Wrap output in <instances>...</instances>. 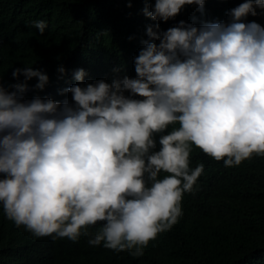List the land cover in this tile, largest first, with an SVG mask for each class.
I'll use <instances>...</instances> for the list:
<instances>
[{
    "label": "clouds",
    "instance_id": "clouds-1",
    "mask_svg": "<svg viewBox=\"0 0 264 264\" xmlns=\"http://www.w3.org/2000/svg\"><path fill=\"white\" fill-rule=\"evenodd\" d=\"M185 5L194 12L183 17ZM205 7L146 4L125 75L108 67L119 60L110 50L93 66L99 77L61 65L49 81L25 66L10 80L0 59V236L24 264H128L161 243L211 248L201 246L211 218L199 163L264 156V0Z\"/></svg>",
    "mask_w": 264,
    "mask_h": 264
},
{
    "label": "trees",
    "instance_id": "trees-1",
    "mask_svg": "<svg viewBox=\"0 0 264 264\" xmlns=\"http://www.w3.org/2000/svg\"><path fill=\"white\" fill-rule=\"evenodd\" d=\"M233 1L243 2L205 0V10L223 8ZM130 2L131 7L127 6L129 0H0V59L9 67L6 79L11 80L14 68L31 66L44 71L50 81L63 75L58 72L61 65L66 73L77 65L99 77L101 69L93 66L101 67L98 58L106 50L119 56L117 65L108 67L123 65L119 74H128L130 57L137 46L133 38L138 28L135 18L155 0ZM188 6L182 8L183 17L194 12ZM208 15L217 16L210 10ZM40 19L47 22L43 34L32 24ZM67 65L74 66L68 69ZM23 78L21 75L19 81ZM29 81L37 82L35 77ZM203 154L202 150L191 152L190 160L199 162L195 157ZM199 164L204 165V176L197 187L203 193L205 214L227 227H217L201 209L205 218L201 246H211L210 249L190 252L183 246L161 243L128 264H264V156L240 166L226 167L222 161L216 165L209 157ZM225 198L226 208L216 202ZM184 228L188 236L196 237L191 223ZM221 239L224 241L219 242ZM0 264H24L21 253L2 236ZM67 264L74 262L71 259Z\"/></svg>",
    "mask_w": 264,
    "mask_h": 264
}]
</instances>
